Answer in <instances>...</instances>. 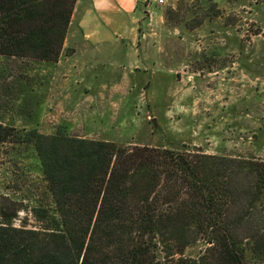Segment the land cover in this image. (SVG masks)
<instances>
[{"label":"rangeland","instance_id":"1","mask_svg":"<svg viewBox=\"0 0 264 264\" xmlns=\"http://www.w3.org/2000/svg\"><path fill=\"white\" fill-rule=\"evenodd\" d=\"M123 23L78 53L69 25L57 62L0 54V123L264 161V0H138ZM44 189L34 148L1 143L0 207L16 225L38 226L31 205Z\"/></svg>","mask_w":264,"mask_h":264},{"label":"trees","instance_id":"2","mask_svg":"<svg viewBox=\"0 0 264 264\" xmlns=\"http://www.w3.org/2000/svg\"><path fill=\"white\" fill-rule=\"evenodd\" d=\"M76 1L0 0V54L57 62ZM10 141L34 148L47 197L35 227L0 207V264L264 263L263 160L0 123Z\"/></svg>","mask_w":264,"mask_h":264},{"label":"crops","instance_id":"3","mask_svg":"<svg viewBox=\"0 0 264 264\" xmlns=\"http://www.w3.org/2000/svg\"><path fill=\"white\" fill-rule=\"evenodd\" d=\"M138 0H77L65 45L79 50H98L103 42H111V32L124 27L126 14L133 12ZM129 40L136 35L130 31ZM83 38V46L79 44ZM108 50H112L110 47Z\"/></svg>","mask_w":264,"mask_h":264},{"label":"built area","instance_id":"4","mask_svg":"<svg viewBox=\"0 0 264 264\" xmlns=\"http://www.w3.org/2000/svg\"><path fill=\"white\" fill-rule=\"evenodd\" d=\"M147 2L150 0H146ZM155 1L157 4L162 5L163 3H165V0H153Z\"/></svg>","mask_w":264,"mask_h":264}]
</instances>
